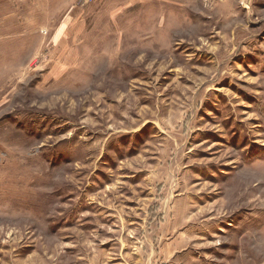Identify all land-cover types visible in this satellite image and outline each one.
I'll use <instances>...</instances> for the list:
<instances>
[{
	"label": "rangeland",
	"instance_id": "1",
	"mask_svg": "<svg viewBox=\"0 0 264 264\" xmlns=\"http://www.w3.org/2000/svg\"><path fill=\"white\" fill-rule=\"evenodd\" d=\"M33 2H0V264H264V0L80 1L60 39Z\"/></svg>",
	"mask_w": 264,
	"mask_h": 264
},
{
	"label": "crops",
	"instance_id": "2",
	"mask_svg": "<svg viewBox=\"0 0 264 264\" xmlns=\"http://www.w3.org/2000/svg\"><path fill=\"white\" fill-rule=\"evenodd\" d=\"M4 1V0H0ZM178 1V0H176ZM81 3L79 0H34L33 6V21L41 23V9L42 14L45 16V11L48 12V20L44 21L48 23L46 25V32L49 37L53 38H71L70 34H63L66 31H72L77 26L73 25L72 18L76 15L75 8ZM153 0H125V6L131 7H145L152 5ZM168 0H165V5L167 6ZM182 5V2H181ZM85 6H95L98 15L103 16H114L121 13V0H91L84 2ZM48 8V9H45ZM65 14V15H64ZM81 18V17H79ZM86 19L88 16H84V24H86ZM45 20V19H44ZM39 25V29H40ZM55 33L54 35L52 34Z\"/></svg>",
	"mask_w": 264,
	"mask_h": 264
},
{
	"label": "built area",
	"instance_id": "3",
	"mask_svg": "<svg viewBox=\"0 0 264 264\" xmlns=\"http://www.w3.org/2000/svg\"><path fill=\"white\" fill-rule=\"evenodd\" d=\"M79 1H82V2H88V1H91V0H79Z\"/></svg>",
	"mask_w": 264,
	"mask_h": 264
}]
</instances>
